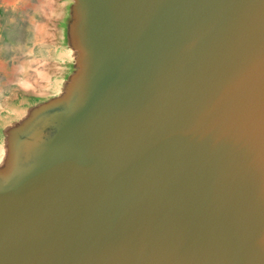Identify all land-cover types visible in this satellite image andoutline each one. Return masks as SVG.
Instances as JSON below:
<instances>
[{"label":"water","instance_id":"1","mask_svg":"<svg viewBox=\"0 0 264 264\" xmlns=\"http://www.w3.org/2000/svg\"><path fill=\"white\" fill-rule=\"evenodd\" d=\"M96 1L102 85L0 191V264H264V0Z\"/></svg>","mask_w":264,"mask_h":264},{"label":"rangeland","instance_id":"2","mask_svg":"<svg viewBox=\"0 0 264 264\" xmlns=\"http://www.w3.org/2000/svg\"><path fill=\"white\" fill-rule=\"evenodd\" d=\"M96 0H0V191L55 169L53 132L106 73Z\"/></svg>","mask_w":264,"mask_h":264}]
</instances>
